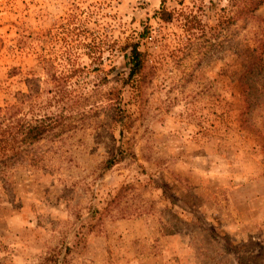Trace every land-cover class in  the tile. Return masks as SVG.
<instances>
[{"label": "rangeland", "instance_id": "rangeland-1", "mask_svg": "<svg viewBox=\"0 0 264 264\" xmlns=\"http://www.w3.org/2000/svg\"><path fill=\"white\" fill-rule=\"evenodd\" d=\"M237 1L0 0V129L57 118L0 169V264H264V3Z\"/></svg>", "mask_w": 264, "mask_h": 264}, {"label": "trees", "instance_id": "trees-1", "mask_svg": "<svg viewBox=\"0 0 264 264\" xmlns=\"http://www.w3.org/2000/svg\"><path fill=\"white\" fill-rule=\"evenodd\" d=\"M236 3V10L234 13L241 16L242 14L256 11L264 3V0H238ZM155 15L158 16V19L163 23H170L173 18L172 12L167 11L162 6H160ZM183 16V26H185L188 16L184 14ZM145 33L146 28L141 31L139 37L143 38ZM257 52L256 50L252 62L247 66L248 68H246V71L238 80L240 95L244 102L247 101V96L251 91V84L247 82L246 78H248V76H253L255 73L252 75V72L255 71L257 73L262 67V51ZM124 58L127 67V80L125 84H127L132 78L140 77L146 60L145 53L139 50L138 42L126 45ZM56 119V116H45L42 119L34 120V122L22 123L19 125L17 132H11L7 127L0 129V169L7 168L18 160L23 150L22 145H29L48 133H51L57 126V124H55Z\"/></svg>", "mask_w": 264, "mask_h": 264}]
</instances>
